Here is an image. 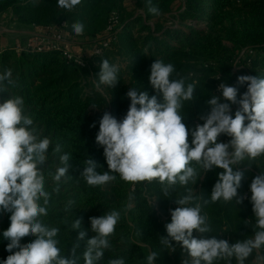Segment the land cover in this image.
Listing matches in <instances>:
<instances>
[{
	"label": "trees",
	"instance_id": "1",
	"mask_svg": "<svg viewBox=\"0 0 264 264\" xmlns=\"http://www.w3.org/2000/svg\"><path fill=\"white\" fill-rule=\"evenodd\" d=\"M125 1L81 0L68 11L58 6V0H0V20L10 16L18 26L38 28L64 22L65 35L74 40L65 42L64 48L82 57V65H78L66 58L63 49L17 52L12 38L6 43L0 42V73L10 69L15 81V86L0 92V102L21 96L25 115L32 118L33 127L41 138L51 139L48 159L42 165L45 190L51 197L47 215L40 219L45 225L60 229L56 239L62 255L70 254L79 231L84 230L87 234L77 249L79 264H84L82 253L86 241L95 235L91 231L90 218L117 210L121 218L109 237L111 247L105 250L99 264H108L110 259L121 257L125 264H147V256L152 252L158 253L154 264H178L186 257L180 249L171 253V248L178 243L172 241L169 247L160 242V237L167 235L165 225L171 222V210L179 206L175 200L188 195L187 189H192L194 196L210 201L212 188L222 169L214 168L205 173L193 162L192 166L199 174L196 182L187 186L177 184L167 196L158 180L131 183L123 181L118 173H111L116 176L114 181L103 186H89L80 172L89 158L97 161L100 165L97 171L101 174L109 171L103 148L95 142L99 120L104 112L118 120L126 115L130 105L126 93L130 88L161 99L149 81L155 60L174 65L172 79L183 78L186 84L195 86L193 100L185 101L180 113L190 132L204 122L200 117L210 111L206 101L220 95L215 92L217 77L229 84L236 83L240 75L264 78V0H151L150 4L148 0H133V4ZM150 6L158 7L160 14L150 12ZM112 13L116 14L118 24L109 33L106 27ZM75 22L85 26L80 36L73 32ZM106 38L113 40L112 45L100 54H93L91 47ZM77 44L85 45L86 50L75 51L73 46ZM242 48L252 50V53L240 59L243 69L236 71L233 61ZM104 59L120 66L115 87L100 85L97 88L99 65ZM246 89L247 85L240 87L239 93ZM238 107L232 105L233 117ZM229 140L230 137L223 134L218 138V142ZM57 144L61 146V152L54 154L53 148ZM65 153L70 155L71 167L59 182V192H55L57 182L52 175L63 166L59 156ZM233 167L244 171L242 187L238 189L240 195L249 186L246 179L252 182L256 175L264 174V155L255 160L245 159ZM151 199L160 213L168 215L166 220L161 219L149 202ZM195 203L192 201L184 206ZM201 214L207 217L212 228L210 233L203 234L205 237L221 239L220 233L226 228L231 244L251 238L256 230V217L247 200L240 204H236L235 199L210 202L203 205ZM10 215L0 213V262L11 254L6 250L9 241L3 237V232L10 226ZM76 219L81 220L79 230L72 228ZM200 237L197 232L196 238ZM34 239V236H27L21 243ZM256 256L254 250L245 264H253ZM214 264L228 262L217 260ZM231 264H237L235 258Z\"/></svg>",
	"mask_w": 264,
	"mask_h": 264
},
{
	"label": "clouds",
	"instance_id": "2",
	"mask_svg": "<svg viewBox=\"0 0 264 264\" xmlns=\"http://www.w3.org/2000/svg\"><path fill=\"white\" fill-rule=\"evenodd\" d=\"M148 2L150 4L151 0ZM80 3L81 0H58V6L68 11ZM149 11L160 14L155 6H150ZM84 27L82 22L73 23L74 34L82 35ZM99 69L97 88L118 84V64L104 59ZM174 71L173 64L155 60L149 81L161 99L130 88L126 93L130 105L121 120L109 112L103 113L95 142L103 148L109 171L101 174L97 171L100 165L89 158L84 161L80 176L89 186H103L114 181L116 176L111 173H118L123 181L131 183L158 180L167 196L177 184L187 186L196 182L199 174L193 162L205 173L214 168L222 169L210 201L194 196L192 189H187L188 195L175 200L179 206L171 210V222L165 225L167 235L161 236L160 242L169 247L172 241L180 244L191 258L185 264H214L217 260L231 264L232 258L237 264H245L254 250L259 252L264 247V174L256 175L250 184V202L256 217V230L251 238L230 244L216 236L205 237L203 234L210 233L212 228L201 211L203 205L210 202L233 199L236 204L243 202L238 189L242 187L244 171L237 167L234 170L233 166L264 155V78L240 75L234 86L219 84L220 95L206 101L210 111L200 117L204 122L190 132L180 113L184 102L193 100L195 86L186 84L183 78L172 79ZM244 85L247 89L240 94L239 88ZM8 86H15L10 69L0 73V92H6ZM232 105L239 106L234 117ZM222 134L230 140L218 142ZM50 145L51 139L41 138L33 127L32 118L25 115L21 96L0 102V213H11L10 226L3 232V237L9 241L6 250L11 254L0 264H79L77 249L86 231L80 230L70 254L62 255L56 239L60 229L49 227L40 219L47 215L51 197L45 190L42 170ZM60 152L61 146L57 144L53 153ZM59 161L63 166L52 175L57 182L55 192H59V182L71 167L69 154L60 155ZM192 201H196L194 206H184ZM120 218L117 210L90 218L91 231L95 235L86 241L82 253L84 264H99L104 258L105 250L111 247L109 237L114 234ZM72 228L81 229V220L73 221ZM194 230L201 234L200 238L193 235ZM27 236L35 239L22 244ZM157 256V252L150 253L147 264H154ZM257 259L264 257L257 256ZM108 264H125V259H110Z\"/></svg>",
	"mask_w": 264,
	"mask_h": 264
},
{
	"label": "built area",
	"instance_id": "3",
	"mask_svg": "<svg viewBox=\"0 0 264 264\" xmlns=\"http://www.w3.org/2000/svg\"><path fill=\"white\" fill-rule=\"evenodd\" d=\"M10 18V16H8ZM14 22V21H13ZM15 23V22H14ZM118 24V19L115 13H112L109 17L108 25L106 27V30L110 33L113 32ZM36 28V27H35ZM66 28V24L64 22L59 24H53L51 26H48L46 28H40L39 33L41 34H35L33 37H30L26 39L25 41L19 40L16 38H13V48L15 51L19 52L24 49H33L36 51H41L43 48H49V49H63V54L66 56L67 59L74 60L78 65H82V57L79 54H76L72 51H69L68 49L64 48V44L67 41H74L69 39L65 33L64 29ZM113 40L111 38H106L102 41H100L97 45L92 46V53L93 54H100L104 49L108 48L110 45H112ZM251 54L252 50H247L246 48H242L238 51L234 61H233V69L234 70H242L243 65L240 63V59L245 57L246 54ZM228 84V85H236V83H224L220 80H217L215 82V92L220 94L218 91L219 84ZM240 196L243 197V200L250 201L251 192H250V186L246 187L242 190L240 193ZM149 202L154 205L155 209L157 210V213L160 215L162 220H166L168 218V215L160 213L158 210L154 199L149 200ZM193 235L196 237L197 232L194 230ZM221 239H225L230 243V233L226 228H223L222 232L220 233ZM177 249H180L183 251V256L186 254L185 259H180L178 264H185V261L190 262V257L188 256V253L186 250H184L180 244H178L176 247L171 248V253H176ZM184 258V257H183Z\"/></svg>",
	"mask_w": 264,
	"mask_h": 264
},
{
	"label": "rangeland",
	"instance_id": "4",
	"mask_svg": "<svg viewBox=\"0 0 264 264\" xmlns=\"http://www.w3.org/2000/svg\"><path fill=\"white\" fill-rule=\"evenodd\" d=\"M125 3L126 4H133L134 1L133 0H126ZM137 11L141 12V10H137ZM169 16H170V14H169ZM35 34H41V33L32 29L31 26H27V27L18 26L17 24H15L13 22V20L11 18H8V17L0 20V37L4 36V38H5L7 36V38H12V39L16 38V39L25 41L26 39L33 37ZM86 48L87 47H85V45H83V44H77V45L73 46V49L75 51H78V52H83V50L84 49L86 50ZM257 256H258V254H257ZM257 256H256V259L254 260L253 264H255V262L257 260Z\"/></svg>",
	"mask_w": 264,
	"mask_h": 264
},
{
	"label": "crops",
	"instance_id": "5",
	"mask_svg": "<svg viewBox=\"0 0 264 264\" xmlns=\"http://www.w3.org/2000/svg\"><path fill=\"white\" fill-rule=\"evenodd\" d=\"M32 29H34L35 31H39L40 28H38V27H36V28L35 27H32ZM8 39H11V38H7V36L5 38H4V36L3 37H0V42L6 43ZM246 183H247V185H250L251 181L248 180V179H246ZM257 254L260 257H264V247H262L259 250V252H257ZM255 264H264V259H257L256 262H255Z\"/></svg>",
	"mask_w": 264,
	"mask_h": 264
}]
</instances>
